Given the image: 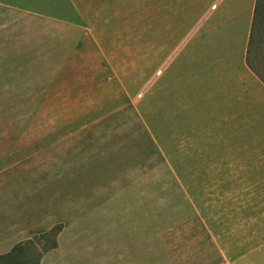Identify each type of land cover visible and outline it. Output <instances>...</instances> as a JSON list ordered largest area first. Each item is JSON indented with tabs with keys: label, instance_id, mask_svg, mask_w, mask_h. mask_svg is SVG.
Masks as SVG:
<instances>
[{
	"label": "crops",
	"instance_id": "obj_1",
	"mask_svg": "<svg viewBox=\"0 0 264 264\" xmlns=\"http://www.w3.org/2000/svg\"><path fill=\"white\" fill-rule=\"evenodd\" d=\"M255 4L256 0H0V45H63L64 59L81 55L83 46L91 45V49L126 40L128 19L132 23L143 19L142 39L149 56L155 47L152 34L160 37L164 32L160 23L158 31L151 32V19L193 18L197 27L193 25L192 35L202 23L208 25L198 38L202 44H193L197 45L191 56V63L196 64L193 99L181 89L176 106L172 90L160 85L158 117L165 127L167 117L174 114L182 146L178 151L189 152V169H184L190 172L191 186L196 193L206 194L208 209L222 211L217 220L225 230L212 238L228 244L218 245L217 264H264V78L246 60ZM188 32L175 46L165 41L157 45L160 69L149 80L148 90L162 76L174 51L185 43ZM80 135L76 160L68 149H57L50 160L29 165L16 153H0V254L28 231L61 222L58 245L42 255L40 264H76L68 260L71 253L66 250L74 241L89 237L101 244L94 227L97 221L86 223V228L79 224L82 202V206L99 209L102 222L111 224L120 219L118 213L123 222L130 207L136 235L132 244L145 249L143 264H155L146 225L147 202L139 197L134 200L131 188L117 180L110 182L111 175L102 181L103 174L112 170L106 165L110 155L104 154L109 151L86 142L91 134ZM90 173L94 176L88 181ZM52 195L56 202L51 201ZM120 195L129 196L132 205H124ZM101 245L103 250L111 246L106 241ZM129 255L116 252L114 256ZM137 261L134 264L141 263Z\"/></svg>",
	"mask_w": 264,
	"mask_h": 264
},
{
	"label": "rangeland",
	"instance_id": "obj_2",
	"mask_svg": "<svg viewBox=\"0 0 264 264\" xmlns=\"http://www.w3.org/2000/svg\"><path fill=\"white\" fill-rule=\"evenodd\" d=\"M194 20L151 19V32L158 31L159 23L164 32L160 37L152 34L151 44L155 47L150 56L142 39L143 19H133V23L128 19L126 40L120 44L93 45L91 49V45L83 46V53L73 59H64L63 45H0V153H16L23 164L29 165L50 160L57 149H68L72 160H76L83 139L80 134H91L85 141L110 155L104 164L112 170L103 174L102 181L111 175L110 182L117 180L119 185L130 187L134 200L139 197L148 204L145 217L155 264L161 259H167V264H217L218 245L228 244L212 238L225 230L217 220L222 211L208 209L206 194L196 193L191 186L190 172L186 171L189 152L183 148L185 152L179 153L182 146L174 114L167 117L165 127L158 117L160 85L165 91L172 90L176 106L181 89L190 100L194 97L196 64L191 63V56L202 44L198 38L208 26L202 23L192 35L197 27ZM187 32L185 43L174 51L168 67L148 90L149 80L157 77L160 69L157 45L165 41L175 46ZM249 60L264 78V0L257 3ZM176 166L181 170L176 171ZM93 176L90 173L86 180ZM120 197L125 198L124 205H132L129 196ZM50 198L56 202L55 195ZM132 214L128 207L123 222L118 213L120 219L115 221V217L113 224L103 223L99 209L82 206L81 202L79 224L86 228V223L97 221L94 227L101 244L106 241L111 246L103 250L96 240L82 237L66 249L71 253L68 260L76 264H134L133 260L141 259L143 264L145 249H135L132 244L136 236ZM115 222L120 223L117 228ZM59 223L63 228L61 222L55 224ZM40 230L44 229L28 231L21 240L33 239L39 248L36 235ZM116 252L131 255L119 258L114 256Z\"/></svg>",
	"mask_w": 264,
	"mask_h": 264
},
{
	"label": "trees",
	"instance_id": "obj_3",
	"mask_svg": "<svg viewBox=\"0 0 264 264\" xmlns=\"http://www.w3.org/2000/svg\"><path fill=\"white\" fill-rule=\"evenodd\" d=\"M257 3L258 0H256L255 4L246 57L250 67L252 66L250 64L249 54L253 43V21L257 10ZM61 228L62 225L59 223L51 226L49 229L40 230V233L36 235L38 243L40 244L39 248L33 239H25L15 243L8 252L0 254V264H25L26 261L29 262L30 260L35 261V264H40L43 253L57 246L56 238ZM29 252L32 254H29Z\"/></svg>",
	"mask_w": 264,
	"mask_h": 264
}]
</instances>
